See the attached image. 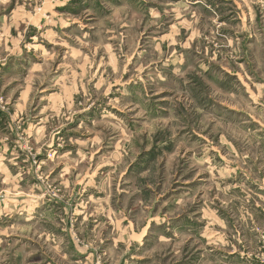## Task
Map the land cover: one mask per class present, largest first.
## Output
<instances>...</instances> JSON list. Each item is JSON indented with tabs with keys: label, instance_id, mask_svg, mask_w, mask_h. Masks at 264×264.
<instances>
[{
	"label": "rangeland",
	"instance_id": "374dc122",
	"mask_svg": "<svg viewBox=\"0 0 264 264\" xmlns=\"http://www.w3.org/2000/svg\"><path fill=\"white\" fill-rule=\"evenodd\" d=\"M0 264H264V0H0Z\"/></svg>",
	"mask_w": 264,
	"mask_h": 264
}]
</instances>
